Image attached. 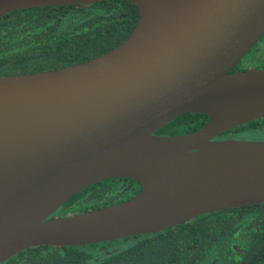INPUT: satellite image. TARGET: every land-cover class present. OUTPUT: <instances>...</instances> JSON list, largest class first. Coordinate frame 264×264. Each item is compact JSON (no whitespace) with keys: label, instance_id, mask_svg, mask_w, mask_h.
Here are the masks:
<instances>
[{"label":"water","instance_id":"obj_1","mask_svg":"<svg viewBox=\"0 0 264 264\" xmlns=\"http://www.w3.org/2000/svg\"><path fill=\"white\" fill-rule=\"evenodd\" d=\"M93 1L0 0V15ZM129 1L138 18L112 48L0 75V262L29 246L154 232L264 201V139L217 137L264 116V67L231 70L264 35V0ZM187 111L207 119L190 132H155ZM112 177L141 188L117 203L48 217Z\"/></svg>","mask_w":264,"mask_h":264},{"label":"trees","instance_id":"obj_2","mask_svg":"<svg viewBox=\"0 0 264 264\" xmlns=\"http://www.w3.org/2000/svg\"><path fill=\"white\" fill-rule=\"evenodd\" d=\"M137 18L138 7L129 0H98L88 5H39L8 11L0 15V75L57 68L92 58L124 40ZM259 40L262 41L258 43ZM259 40L249 50H253L252 56L242 57L231 70L250 65L264 67V35ZM206 119L207 115L202 112L187 111L155 132H190L199 128ZM258 127L264 128V116L223 131L217 137L255 139L256 130L251 129ZM127 179L130 184L118 178L89 184L55 212L84 211L125 200L141 188L138 181ZM209 263H264V201L204 212L155 232L82 245L29 246L0 262Z\"/></svg>","mask_w":264,"mask_h":264},{"label":"flooded vegetation","instance_id":"obj_3","mask_svg":"<svg viewBox=\"0 0 264 264\" xmlns=\"http://www.w3.org/2000/svg\"><path fill=\"white\" fill-rule=\"evenodd\" d=\"M115 178H118V179H121V180H123L125 183H127V184H130V180H128L127 178H129V177H112L111 179L112 180H115ZM106 179V178H105ZM102 180V179H101ZM99 181V180H98ZM96 182V181H95ZM94 183V182H93ZM92 184V183H91ZM88 186V185H87ZM141 186V185H140ZM83 189V188H82ZM140 190V189H139ZM138 192V191H137ZM75 195V194H74ZM67 201V200H66ZM65 201V202H66ZM64 202V203H65ZM61 206V205H60ZM59 206V207H60ZM58 207V208H59ZM57 208V209H58ZM56 209V210H57ZM56 210H54L48 217H52V216H56V215H63V214H68V213H71V211L70 212H67V213H63V214H60V213H57V212H55ZM167 228V227H166ZM165 229V228H164ZM161 230H163V229H161ZM158 231H160V230H158ZM155 232V231H154ZM145 233H149V232H145ZM134 235V234H133ZM130 236V235H129ZM122 238V237H121ZM118 239V238H117ZM112 240V239H111ZM114 249V248H113ZM236 249H238V247H236ZM240 250V249H239ZM214 260V259H213ZM213 262H215V260L213 261ZM211 263V262H210ZM209 263V264H210Z\"/></svg>","mask_w":264,"mask_h":264},{"label":"rangeland","instance_id":"obj_4","mask_svg":"<svg viewBox=\"0 0 264 264\" xmlns=\"http://www.w3.org/2000/svg\"><path fill=\"white\" fill-rule=\"evenodd\" d=\"M261 41L262 40H259L258 43H260ZM252 51H249V53H247V55H244L243 57L250 58V56H252ZM251 130H256V132H254L255 133L254 134L255 139H264V128L258 127V128H254V129H251Z\"/></svg>","mask_w":264,"mask_h":264}]
</instances>
